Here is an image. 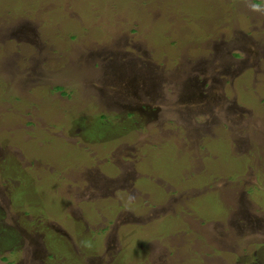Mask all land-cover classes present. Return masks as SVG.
<instances>
[{"label":"rangeland","instance_id":"1","mask_svg":"<svg viewBox=\"0 0 264 264\" xmlns=\"http://www.w3.org/2000/svg\"><path fill=\"white\" fill-rule=\"evenodd\" d=\"M0 264H264V0H0Z\"/></svg>","mask_w":264,"mask_h":264},{"label":"trees","instance_id":"2","mask_svg":"<svg viewBox=\"0 0 264 264\" xmlns=\"http://www.w3.org/2000/svg\"><path fill=\"white\" fill-rule=\"evenodd\" d=\"M104 5H106V4H104Z\"/></svg>","mask_w":264,"mask_h":264}]
</instances>
